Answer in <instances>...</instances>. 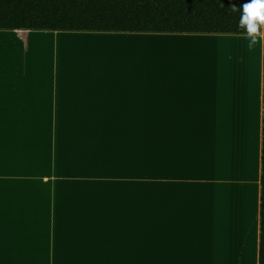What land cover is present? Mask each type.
I'll return each mask as SVG.
<instances>
[{
  "label": "crops",
  "instance_id": "crops-1",
  "mask_svg": "<svg viewBox=\"0 0 264 264\" xmlns=\"http://www.w3.org/2000/svg\"><path fill=\"white\" fill-rule=\"evenodd\" d=\"M228 36L0 30V264H258L262 49L255 102L235 86L231 103L208 69L199 80L201 54L156 48ZM65 37L101 43L35 42ZM143 39L158 43H131ZM226 108L246 125L230 133L217 209Z\"/></svg>",
  "mask_w": 264,
  "mask_h": 264
},
{
  "label": "trees",
  "instance_id": "trees-1",
  "mask_svg": "<svg viewBox=\"0 0 264 264\" xmlns=\"http://www.w3.org/2000/svg\"><path fill=\"white\" fill-rule=\"evenodd\" d=\"M247 0H0V30L243 35L230 3ZM259 251L264 264V49Z\"/></svg>",
  "mask_w": 264,
  "mask_h": 264
},
{
  "label": "bare ground",
  "instance_id": "bare-ground-1",
  "mask_svg": "<svg viewBox=\"0 0 264 264\" xmlns=\"http://www.w3.org/2000/svg\"><path fill=\"white\" fill-rule=\"evenodd\" d=\"M226 38L227 39L225 38L221 39L215 44L216 53L214 54V57H215L214 64L212 63L211 59H206V62H209L210 69L221 68L226 73H229L228 76H226L222 80H220L217 77H214L213 81L215 83V86L218 89V92H220L222 87L224 88V100L225 101L229 100L231 103L233 102L232 101L233 92H234L233 89H235V86H238L239 89L242 90L241 92L247 91L246 92L247 95H249V91H250L252 94L251 96L252 102H255V99L257 97L258 82L256 83V76H257V69L259 67V62H260V50L255 56H253L252 54L246 51V48L244 47L245 45H243V43H240L234 40V38L242 39L243 36H228ZM162 41L160 43L164 44L165 42H162ZM7 42L8 41L5 39H0V43H7ZM39 42L41 44H45V43L53 44L56 42V43H63V44L76 45V46L85 45L86 43H101L98 40L88 39V38H78V39L65 38V39H57V40L49 39V42L48 40L41 41L40 39ZM131 43H135L139 46H148L149 44H155L158 42L143 39L142 41H135ZM198 44H205V43L201 42ZM211 46L214 47V44H212ZM200 59H202L201 56H199L198 60ZM247 81H249L248 84H247ZM240 96L243 97V93H241ZM230 112H232V114H230ZM250 113H251V118H250V121H251L250 140H251L252 137L256 135L255 133H256V121H257V105H255V109L251 111ZM216 116H217V119H215V122H214L215 123L214 125L215 150H213V155H214L213 161H214V176L218 179L217 184H216L217 187L215 189V197H216L217 209H219L221 197L223 196V191L221 190V188H219L220 187L219 185L221 184L220 179L221 177H225V176L226 178L230 177L229 174H227V161H228V157L230 158L229 153H228L229 136H230L231 131H233L234 129L236 130V126H238L239 124L243 122V116L238 115V114L235 115L234 111H231L227 108L224 110V115L217 114ZM240 128L241 127L238 126L237 131H240ZM237 155L239 156L240 153H238ZM235 160H237L238 162V159H235ZM249 200H251V197ZM220 221L221 220H219L218 218L216 221L215 229H214L215 231L214 233L215 241L214 242H215L216 248H220V240H221V233H222V230H220L221 229ZM223 226H225V223H223Z\"/></svg>",
  "mask_w": 264,
  "mask_h": 264
},
{
  "label": "rangeland",
  "instance_id": "rangeland-1",
  "mask_svg": "<svg viewBox=\"0 0 264 264\" xmlns=\"http://www.w3.org/2000/svg\"><path fill=\"white\" fill-rule=\"evenodd\" d=\"M22 36H25V37H36L35 34H27L26 32L21 34ZM233 36V35H232ZM243 36V35H241ZM66 38V37H65ZM60 39V38H59ZM227 39V38H225ZM40 40V39H39ZM39 40L35 41L37 44H40ZM48 40L49 42V39L47 38H42L41 41H46ZM221 39L219 40H215V41H210L208 43H205V44H198L196 47H192V48H170V47H167L164 45H157V49L159 50H162V51H166L168 49H171L172 50V53H171V56H174V55H179V54H182L181 56L185 55L186 52H188V57L193 54L194 56L197 55L199 56V54H201V57L202 59L198 60L195 59V64L197 65L198 68H200V72L202 73V75H200V78L199 80L200 81H204L206 78L204 77V71H205V68L209 70L211 76L210 79L213 80L214 77H217L219 78L220 80L224 79L226 76H228L229 73H226L225 71H223L221 68H212L210 69L209 67V62H206V59H211L212 60V63L214 64V61H215V57H214V54L216 53L215 51V44L216 42L220 41ZM234 40L240 42V43H243V45H245V41L244 39H235ZM46 45H48V43H45ZM212 44H214V47L211 46ZM41 45V44H40ZM186 47H189V44H186ZM245 47V46H244ZM188 49V50H187ZM111 53V52H110ZM115 53H118V52H115ZM147 54H149V56H154V54H157L156 52H148ZM159 56V55H158ZM181 56H178V57H181ZM157 58V57H155ZM190 58H188L187 60H189ZM49 60V58H45L43 60H40V61H37V62H34V65H37V66H46L49 64V62H47ZM262 62V61H261ZM48 63V64H47ZM24 64H28V62L24 61ZM74 63H65L63 61H61L58 57L57 59V65L59 66H67V65H72ZM227 74V75H225ZM259 77L260 75L257 73V76H256V83L258 82L259 80ZM261 83H262V76H261ZM215 122V121H214ZM249 124V127H250V130H251V121L249 120L248 122ZM246 125V123H245ZM244 125V122H242L241 124H239L238 126L240 127H245ZM238 126H236V130L235 132H239L237 131V128ZM253 140V137L252 139L250 140V142ZM213 150H215V143H214V135H213V147H212V156L214 158V155H213ZM222 158V157H221Z\"/></svg>",
  "mask_w": 264,
  "mask_h": 264
},
{
  "label": "clouds",
  "instance_id": "clouds-1",
  "mask_svg": "<svg viewBox=\"0 0 264 264\" xmlns=\"http://www.w3.org/2000/svg\"><path fill=\"white\" fill-rule=\"evenodd\" d=\"M219 6L224 5L218 0ZM239 13L238 31L243 34L246 51L255 56L259 50L264 49V0H247L239 7L229 5L228 14Z\"/></svg>",
  "mask_w": 264,
  "mask_h": 264
}]
</instances>
